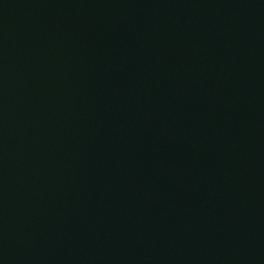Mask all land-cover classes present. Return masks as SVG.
I'll return each instance as SVG.
<instances>
[{
	"label": "water",
	"instance_id": "1",
	"mask_svg": "<svg viewBox=\"0 0 264 264\" xmlns=\"http://www.w3.org/2000/svg\"><path fill=\"white\" fill-rule=\"evenodd\" d=\"M0 264H264V0H0Z\"/></svg>",
	"mask_w": 264,
	"mask_h": 264
}]
</instances>
